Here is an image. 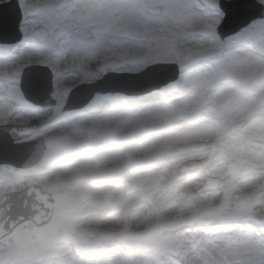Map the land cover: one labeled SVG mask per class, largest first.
Instances as JSON below:
<instances>
[{
    "label": "snow or ice",
    "instance_id": "1",
    "mask_svg": "<svg viewBox=\"0 0 264 264\" xmlns=\"http://www.w3.org/2000/svg\"><path fill=\"white\" fill-rule=\"evenodd\" d=\"M0 264H264V0H0Z\"/></svg>",
    "mask_w": 264,
    "mask_h": 264
}]
</instances>
